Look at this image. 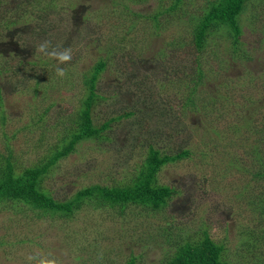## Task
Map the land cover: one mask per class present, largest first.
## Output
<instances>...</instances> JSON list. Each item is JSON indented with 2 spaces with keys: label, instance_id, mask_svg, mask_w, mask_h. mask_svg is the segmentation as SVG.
<instances>
[{
  "label": "rangeland",
  "instance_id": "1",
  "mask_svg": "<svg viewBox=\"0 0 264 264\" xmlns=\"http://www.w3.org/2000/svg\"><path fill=\"white\" fill-rule=\"evenodd\" d=\"M32 1L28 7L18 6L14 14L30 24L36 25L38 20V27L45 31L43 38L57 48L72 47L74 55L70 63L60 66L68 72L63 78L45 74L52 71L49 68L38 72L43 77L39 92L34 88L35 80H25L21 75L5 82V102L0 110L4 109L6 119L0 120V158L7 156L5 145L10 143L17 171L39 163L47 150L59 142L67 124L63 120L65 109H77L86 92L85 73L100 56L111 51L106 48L110 37L126 32L125 26L117 32L111 28L124 21L121 12H113L115 0H56L49 4L54 8L47 11L43 10L47 1L39 0L41 6L37 1L32 5ZM170 3L171 0L137 4L128 1L139 13L135 32L126 35L136 46L130 42L133 47L124 50L123 58L114 59L100 78L99 92L109 95V99L97 106V113L109 118L128 109L136 112L109 129L110 140L79 144L52 170L45 187L53 191L52 195L65 199L79 188L99 181L111 185L130 182L138 175L153 144L162 153L187 148L191 151L183 160L163 167L159 174L161 184L174 187V196L157 212L132 206L123 216L119 209H93L87 205L71 220L38 218L30 210L20 214L0 209V264H28L26 257L35 251L51 252L63 264H127L132 258H136V264H163L178 247V243H172L178 234L175 225L196 238L206 228L216 240L225 243L226 259L235 262L239 251H245L244 260L255 264L252 260L260 251L243 249V232L257 228L262 219L253 211L249 198L240 195L247 176L238 172L231 160L240 156L250 162L249 143H253L245 124L250 119L258 126L263 122L264 5L247 13L250 16L260 12L256 27L247 29L246 47L251 58L234 62L227 56L221 69L211 57L208 64L212 71L210 68L205 73V84L196 90L198 108L183 112L178 102H183V93L193 85L195 56L193 48L183 49L170 42L182 41L185 23L178 18L180 10L161 15L165 26L159 29L150 18ZM206 3L192 0L187 5L189 14L198 13ZM2 5L0 1V10ZM9 16L0 11V51L7 59L29 58L35 35L17 29L6 31L1 22ZM128 17L132 21L135 18ZM95 39L96 44L92 43ZM222 49H226L224 44ZM216 99L220 102L212 106ZM256 109L259 111L254 114ZM45 112L47 121L41 123V128L34 123ZM42 131L46 141L40 139ZM164 228L169 230L162 233Z\"/></svg>",
  "mask_w": 264,
  "mask_h": 264
},
{
  "label": "trees",
  "instance_id": "2",
  "mask_svg": "<svg viewBox=\"0 0 264 264\" xmlns=\"http://www.w3.org/2000/svg\"><path fill=\"white\" fill-rule=\"evenodd\" d=\"M0 1L3 3L0 11L10 14L7 20L1 22L7 27L6 31L17 29V31L26 35H35L34 51H32L33 53L29 58L15 56L7 59V56L0 51V107L2 108L5 102V82L7 80H14L19 75L25 80H35L34 88L36 92H39L43 77H39L38 72L49 68L52 71L45 74L54 75L55 72L53 71H55L57 62L35 53L36 47L42 41L47 40L42 37L45 32L41 30L42 26L38 27L40 22L37 20L36 25L32 22L30 24L29 20L26 21L25 18L21 19L19 15L14 14L18 6L25 4L28 7L27 3L31 0H19L16 3ZM35 1L39 5V0H33L32 5ZM45 1L47 2L43 6V10L47 11L54 8L49 4H53L56 0ZM128 1L137 4L144 0L114 1L116 9L113 12H121L120 17L124 21L113 24L111 28L117 32L125 26L123 31L126 32L120 35L116 33L114 36L112 35L108 46H106L111 51L105 56H100L97 62L85 73L86 92L80 98L81 104L74 110L67 111L65 109L67 114L63 120H66L67 124H65L63 136L59 142L56 143L55 147H50L49 151L47 150L50 155L46 153L39 163L17 171L16 163L11 160L14 155L12 145L8 142L5 145L7 156L0 158L5 162L4 164L0 162V207H2L0 209L16 210L20 214L21 212L27 213L30 210L38 218L53 217L61 220H71L78 211L87 205L93 209L108 207L119 209L120 214L123 216L128 213L132 206L157 212L164 209L174 196V187L161 184L159 174L163 167L183 160L190 155L191 151L187 148L173 154L162 153V150L156 148L153 144H150L147 158L143 162L138 175L134 176L130 182L121 181L118 184L111 185L106 181L102 183L99 181L79 188L73 196L65 199L57 198L52 195V190L45 187V180L52 170L62 159L74 153L79 144L98 139L110 140L108 136L109 129L136 112L133 109H128L109 118H101L99 112L97 113V106L104 99H109V95L99 92L100 78L105 74L110 63L115 62L114 59L123 58L124 50L127 51L129 46H136L133 41L126 39V35L135 32L134 23L138 19L139 13L129 6ZM206 1V5L198 13L192 12L189 14L188 12L187 5L192 0H171L169 7L150 15L154 26L158 29L165 26L161 22L160 16L174 14V11L179 12L180 10L179 14L181 16L178 18L185 23L186 33L182 41L180 43L170 42L172 46L179 44L183 49H187L186 47L193 48L192 55L195 56L193 58L195 70L193 79L191 78L193 85H189L191 87H189L188 92L183 93V102H178L180 110H183V112L198 108L195 99L196 90L205 84V73L210 68V71H212L211 65L208 64L211 57L219 62L218 65L221 69H224L222 67L223 61H227V56L232 57L234 62L251 58L246 47V35L249 32L247 29L256 27V23L260 19V12H252L250 16H247V13L249 10H256L264 5V0ZM129 15L135 17L133 21L128 17ZM185 17L189 19L186 20ZM126 20H129V22ZM97 41L95 39L92 43L96 44ZM51 44L54 47L55 43L51 42ZM223 44L226 46L225 50L222 49ZM12 60L17 61V63L13 64ZM217 100L220 99L214 100L212 106H216L220 102ZM50 110L51 107L46 112L48 113ZM258 111L256 109L254 114H257ZM46 112L39 116V120L34 124L44 128L41 123L47 121ZM262 118L261 126L254 125L252 119L245 124L247 131L251 134L248 139H252L251 142L253 143H249L248 157L250 162L240 156H234L231 160L233 167L247 176L241 187L242 193L240 195L249 198L250 205L254 207H252L253 211L255 214H259L262 219L257 228H248L243 232L245 239L242 243V246L245 245L243 249L249 248L251 252L255 249L260 251V254H256V258L252 260L255 264H264V116ZM5 119V111L1 109L0 120L4 122ZM41 135L42 138L40 139L46 141L44 131ZM174 228H177L178 234L175 236L176 239L171 240L172 243H178V247L175 253L163 264H251L250 260H244L245 251H239L240 255L238 256L240 257L235 262L226 259L225 243L216 240L206 228L198 235V238L184 232L181 226L178 228L175 225ZM167 230L169 229L164 228L162 233ZM168 239L170 240V238ZM127 264H136V258H132Z\"/></svg>",
  "mask_w": 264,
  "mask_h": 264
},
{
  "label": "clouds",
  "instance_id": "3",
  "mask_svg": "<svg viewBox=\"0 0 264 264\" xmlns=\"http://www.w3.org/2000/svg\"><path fill=\"white\" fill-rule=\"evenodd\" d=\"M37 55H43L49 59L55 60L57 66L55 75L63 78L66 75V70L59 65L68 64L72 61L74 51L72 47L57 48L53 47L50 40L42 41L35 49ZM28 264H63L59 258L53 253H44L43 251H35L26 257Z\"/></svg>",
  "mask_w": 264,
  "mask_h": 264
}]
</instances>
